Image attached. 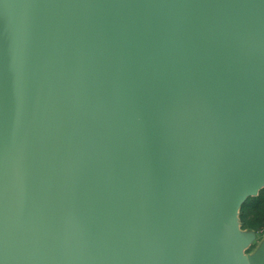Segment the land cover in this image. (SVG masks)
<instances>
[{"label": "water", "instance_id": "95a60500", "mask_svg": "<svg viewBox=\"0 0 264 264\" xmlns=\"http://www.w3.org/2000/svg\"><path fill=\"white\" fill-rule=\"evenodd\" d=\"M264 0H0V264H264Z\"/></svg>", "mask_w": 264, "mask_h": 264}, {"label": "trees", "instance_id": "16d2710c", "mask_svg": "<svg viewBox=\"0 0 264 264\" xmlns=\"http://www.w3.org/2000/svg\"><path fill=\"white\" fill-rule=\"evenodd\" d=\"M239 228L258 230L264 226V188L246 198L238 209Z\"/></svg>", "mask_w": 264, "mask_h": 264}, {"label": "rangeland", "instance_id": "374dc122", "mask_svg": "<svg viewBox=\"0 0 264 264\" xmlns=\"http://www.w3.org/2000/svg\"><path fill=\"white\" fill-rule=\"evenodd\" d=\"M237 220H238V214H237ZM238 224H239V220H238ZM239 226H240V224H239ZM263 227L259 228L258 230H252V229L250 230V229H247L245 227L240 228V230H242V231H252L254 233V241L252 242V244H250L249 247H247L245 249V253H251L255 249V247L258 245L262 235L264 234V228ZM261 229H262V231L260 232Z\"/></svg>", "mask_w": 264, "mask_h": 264}, {"label": "built area", "instance_id": "2783aa9c", "mask_svg": "<svg viewBox=\"0 0 264 264\" xmlns=\"http://www.w3.org/2000/svg\"><path fill=\"white\" fill-rule=\"evenodd\" d=\"M263 228H264V227H263ZM263 228H262V229H263ZM262 229L260 230V232L262 231Z\"/></svg>", "mask_w": 264, "mask_h": 264}]
</instances>
